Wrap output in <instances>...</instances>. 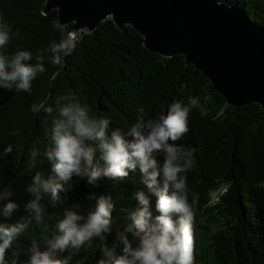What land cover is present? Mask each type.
Masks as SVG:
<instances>
[{"label": "trees", "instance_id": "obj_1", "mask_svg": "<svg viewBox=\"0 0 264 264\" xmlns=\"http://www.w3.org/2000/svg\"><path fill=\"white\" fill-rule=\"evenodd\" d=\"M45 1L0 0V22L7 21L11 28V38L0 54L10 58L17 51H29L31 64L42 55L45 68L32 81L30 94L0 88V181L11 185L9 200L18 206L9 218L0 217V223L28 224L6 251V264H25L34 241L40 251L47 250V241L58 235L56 225L64 211L86 215L100 196L109 197L113 205L112 228L104 241L109 248L119 243L117 234L132 225L131 214L139 207L138 193L148 198L152 216L160 215L155 208L157 198L137 168L124 179L101 177L95 186L78 180L73 190L60 193L57 202L43 194L41 219H32L35 214L25 205L35 197L26 189L37 172L45 179L51 175L45 151L52 143L55 101L69 93L88 106L90 115L109 119V132L113 128L127 132L138 120L166 115L174 101L187 104L190 97L197 98L206 115L193 108L188 114L189 131L174 142L194 150L195 165L182 174L195 213L194 264H264V109L257 104L228 106L182 55L164 58L150 52L133 28L119 30L111 20L92 32L77 34L74 52L63 58L62 66L52 65L49 46L71 32L72 24L59 26L56 10L43 15ZM218 1L238 5L264 31V0ZM40 102L53 107L51 116L31 111ZM9 145L12 152L4 155ZM157 159L162 162L163 153ZM215 191L219 200L211 203ZM126 235L134 246L138 243L131 233ZM101 243L94 238L71 255L68 264H99L104 258ZM121 249L122 245L116 248L117 254ZM57 255L63 259L69 253Z\"/></svg>", "mask_w": 264, "mask_h": 264}, {"label": "clouds", "instance_id": "obj_2", "mask_svg": "<svg viewBox=\"0 0 264 264\" xmlns=\"http://www.w3.org/2000/svg\"><path fill=\"white\" fill-rule=\"evenodd\" d=\"M10 33L7 21L0 22V48L8 44ZM76 43V34L72 32L63 35L59 43L53 42L48 49L49 62L62 66L63 58L74 52ZM31 60L32 53L24 50L10 58L0 54V88L30 94L32 81L45 71L42 55H37L35 64L28 63ZM55 104L52 143L45 151L51 163V175L45 179L37 172L26 189L35 197L25 205L28 212L35 214L32 219H41L43 194H50L51 201L57 202L61 200L60 193L73 190L78 180L84 179L95 186L101 177L124 179L129 171L137 168L157 198L155 208L160 215L153 217L148 198L138 193L139 207L131 214L132 225L119 232V243L109 248L104 241L111 232L113 205L109 197L100 196L95 198L94 209L86 215L66 209L56 225L58 235L47 241V250L40 251L34 241L27 250L25 264H68L70 256L94 238L102 242L100 251L104 258L99 264H194L195 213L188 202L186 176L182 175L195 165L194 150L174 142L189 131L188 114L193 108H200L201 115H206L198 99L190 97L187 104L174 101L168 105L166 115L138 120L127 132L119 128L109 132V119L90 115L88 106L77 102L71 93L59 96ZM31 111H43L51 116L54 109L40 102L33 104ZM11 152V145L4 149V155ZM160 153H163L162 162L157 159ZM31 155L35 157L37 153L33 151ZM11 195V185L0 181V217L9 218L18 207L9 200ZM78 207L77 204L75 208ZM173 216L177 218L173 220ZM27 227V223L20 221L0 223V264H6V251ZM126 233L138 241L135 246ZM120 245L122 249L117 254L116 248ZM65 251L69 256L58 258L57 254Z\"/></svg>", "mask_w": 264, "mask_h": 264}, {"label": "water", "instance_id": "obj_3", "mask_svg": "<svg viewBox=\"0 0 264 264\" xmlns=\"http://www.w3.org/2000/svg\"><path fill=\"white\" fill-rule=\"evenodd\" d=\"M57 11L59 26L92 32L111 20L133 28L146 50L164 58L182 55L228 106L264 109V31L238 6L218 0H46L42 14Z\"/></svg>", "mask_w": 264, "mask_h": 264}, {"label": "built area", "instance_id": "obj_4", "mask_svg": "<svg viewBox=\"0 0 264 264\" xmlns=\"http://www.w3.org/2000/svg\"><path fill=\"white\" fill-rule=\"evenodd\" d=\"M218 200H219V193L215 191L211 194L210 202L216 203L218 202Z\"/></svg>", "mask_w": 264, "mask_h": 264}]
</instances>
